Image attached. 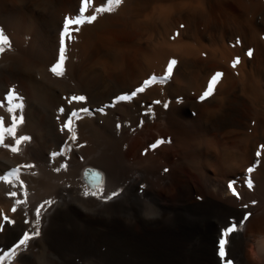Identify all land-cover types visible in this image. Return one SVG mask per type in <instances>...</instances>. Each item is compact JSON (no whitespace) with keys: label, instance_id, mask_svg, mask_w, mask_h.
<instances>
[{"label":"bare ground","instance_id":"1","mask_svg":"<svg viewBox=\"0 0 264 264\" xmlns=\"http://www.w3.org/2000/svg\"><path fill=\"white\" fill-rule=\"evenodd\" d=\"M101 6L112 10L79 25L65 45V75L58 77L50 68L59 58L63 21L81 15V0H0V29L9 38L0 52V101L5 102L0 116L8 126L13 115L24 117L16 137L5 129V143L31 137L19 153L0 146V175L20 164L35 165L11 175L10 184L3 182L7 177L0 179V244L36 228L8 214L17 199L32 204L48 199L55 203L47 205L46 222L66 213L109 220L150 243L151 233L161 234L167 245L193 241L198 264H218L220 229L251 213L232 235L229 257L239 264H264V0H123L120 5L91 0L84 15ZM237 56L241 63L233 68ZM171 59L177 65L166 83L148 86L132 101H116L150 76L164 75ZM217 71L224 76L213 96L199 101ZM71 95L88 99L68 105ZM80 106L92 113L81 114L73 125L78 139L69 147L60 126L67 110ZM161 138L171 143L152 149ZM91 173L96 176L88 180ZM233 180L239 199L228 188ZM72 189L97 191L100 198ZM113 191L120 195L103 198ZM4 215L15 223L5 222ZM171 219H181L180 228L190 234H167ZM39 230L35 245L23 249L14 264H26L30 252H48L53 235L44 226Z\"/></svg>","mask_w":264,"mask_h":264},{"label":"rangeland","instance_id":"2","mask_svg":"<svg viewBox=\"0 0 264 264\" xmlns=\"http://www.w3.org/2000/svg\"><path fill=\"white\" fill-rule=\"evenodd\" d=\"M6 139L7 137L5 136V140ZM0 146L2 147L3 145L1 144ZM24 154L25 152L23 150L20 156L23 157ZM5 177H7V180H4V183H12V176L6 174ZM105 187L102 186L101 190L104 191ZM103 191L100 192L104 193ZM9 192L11 191H6V195H8ZM71 193L79 196L82 195V192H76L73 189ZM27 200L29 201V199H22L21 201H25L24 204L14 205L17 208L16 212H12L11 209L13 206H11L8 214H15L16 216L14 219L19 220L27 227H29L31 222L32 225L37 227L35 223V208L38 207L42 201H40L41 203L32 204L33 201H29L28 203ZM25 204L29 207L25 206ZM47 210L48 208L46 205L45 208L42 209V215L40 217L41 223L38 227L43 228L44 226L46 232L48 231L47 234L53 235V243L48 247V252H40L38 250L30 252L31 258L29 257L26 259V264H198L199 262L198 258H194L196 247L193 241L189 242L188 245L186 244L184 247L176 243H168L167 245L162 242L161 234L151 233L150 243L147 239L143 238V236L137 235L132 228L120 227L110 223L111 221L109 220L108 223L98 220L82 219L72 213H66L58 219L51 218L46 222L44 220L46 219ZM25 213H27V216H25ZM26 219L29 221L28 224L24 223ZM166 222L167 234L175 236L187 234L183 228H180V224H183L181 219H171ZM30 228L24 231H29ZM22 234L23 231L0 244V254L10 253L9 255L3 256V259H0V264H14L16 258L18 259L24 256L25 251L23 249V251L17 250L15 253L11 252V249H13ZM189 234L190 233L187 235ZM32 240L33 241L30 240L28 242V248L31 245H35L36 237ZM166 246L172 249H166ZM169 252H173L176 256L172 257L167 255ZM181 253L185 256L189 253V258H187V256L186 258L183 257ZM46 255L47 257H45ZM231 259L235 264L236 262L239 264L237 259ZM218 264H222L221 259H219Z\"/></svg>","mask_w":264,"mask_h":264},{"label":"snow or ice","instance_id":"3","mask_svg":"<svg viewBox=\"0 0 264 264\" xmlns=\"http://www.w3.org/2000/svg\"><path fill=\"white\" fill-rule=\"evenodd\" d=\"M123 2V0H108L109 4H116L120 5ZM91 3V0H81V8H80V13L81 15H77L74 18L73 17H65L63 21V27H62V32H61V47L59 49V58L56 63H54L50 71L58 76H64L65 73L63 71V66L65 64V45L68 39H74V33L80 32V27L79 25L87 22H92L97 20V15L94 13H99L103 11H111V8L105 9L104 6L98 7V8H93V14H88L84 15L85 13H88V5ZM83 16V19H82ZM181 27H184V25H181ZM176 36L179 35V32L175 34ZM175 38V37H173ZM239 43V41H237ZM9 43V38L4 34L3 30L0 29V52L4 51L3 45ZM247 56L252 57L253 56V50L249 49L247 51ZM241 63V58L237 56L233 61H232V67L236 68L237 65ZM177 65V60L176 59H171L167 67L165 69V73L162 76H156L152 75L148 79H145L141 86L135 88L132 90L130 93L127 94H122L117 96L115 99L117 102H123V101H132L135 97H137L138 94L144 93L148 86L154 85L157 82L160 84L166 83L167 79L170 78L173 74V69L174 66ZM224 76V73L217 71L210 79L206 89L199 95L198 99L199 101L203 102L207 100L208 98L213 96L214 90L216 89L218 83L221 81V78ZM13 99V93L10 92L7 101L10 102ZM87 97L85 95H71L69 98H67V103L68 105H82L87 101ZM180 102V101H177ZM4 101H0V107L4 105ZM154 104L156 105H162L163 108L167 109L170 107V104L168 102H164L161 100H155L153 101ZM21 105H17L16 107H20ZM8 112L13 113L15 109L13 107H8ZM61 113H65L66 109L64 107H61L59 109ZM100 111H104L103 108L100 109ZM92 113V110L86 106H80V107H71L67 110V115L64 118V122L60 126V131L67 132L68 137L66 144L71 145V143L75 142L78 139L77 133L73 128V125L76 123V121L83 119V115H90ZM57 119H60V117H57ZM24 117L20 116L17 118L16 115H13L11 117V124L8 126L5 121V117L0 116V144H2L5 148H9L13 153H19L20 152V145L22 142H27L28 140L31 139V137L26 136V135H19L18 138L14 140L13 143H5V129L7 128V131L10 136L16 137V128L18 126V122H23ZM119 127V125H118ZM165 143H171L170 139L168 138H161L158 139L156 142L152 143L150 147L152 149H156L160 145H164ZM261 149H264V145L260 146ZM55 156H62V152H56L53 153ZM257 157H260L262 155L261 151H257L255 154ZM67 165L65 164L64 167ZM34 164H20L17 165L15 168L12 169L10 173H8L9 176L14 175L19 173L22 169L23 170H28L34 168ZM55 171L59 172L61 169L58 167L55 169ZM165 172H168V169H164ZM248 173L253 172V168L249 167L247 169ZM0 179H6L5 176L0 175ZM17 180L19 181V184L21 187L24 186V181L20 180L19 177L17 176ZM247 187L252 188L253 184L252 181L249 179L247 181ZM229 190L232 192L233 196H235L237 199L240 198V193L237 191V184L236 181H230L228 185ZM85 197L87 196H93V197H98V192L97 191H88L85 190L82 193ZM10 197H16L18 193L16 191H11L8 193ZM120 195L119 192L113 191L110 195L103 197L105 200H111L113 197H118ZM24 201H21L19 199L16 200V204H22ZM55 201L52 200H44L38 207L35 208V223L37 227L35 230L29 232V231H24L21 238L16 242L14 245L13 249H11L12 253H15L17 250H22L26 249L28 242L32 240L34 237H37L40 235V230H39V223H40V217L42 215V209L45 208L46 205H52L54 204ZM255 203V202H253ZM246 208L247 205H244ZM12 212H16L17 208L15 206L12 207ZM25 216H27V213H25ZM251 216V213L246 214L240 222H237L234 218L230 219L228 224L220 229V234L218 237V256L220 257L222 264H234L233 260L229 257V252L227 246L230 243L231 237L234 233L238 232L239 229L243 226V222L246 221L249 217ZM3 220L8 223H15V221H10L9 218L4 215ZM25 224H28L29 221L26 219L24 221ZM0 231H3V225H0ZM10 253H3L0 254V259H3V256L9 255Z\"/></svg>","mask_w":264,"mask_h":264},{"label":"water","instance_id":"4","mask_svg":"<svg viewBox=\"0 0 264 264\" xmlns=\"http://www.w3.org/2000/svg\"><path fill=\"white\" fill-rule=\"evenodd\" d=\"M94 176H96L95 173H91L90 175H87V179L91 180Z\"/></svg>","mask_w":264,"mask_h":264}]
</instances>
